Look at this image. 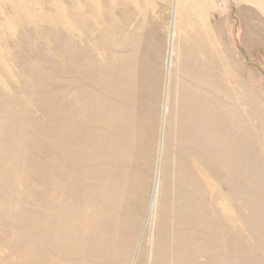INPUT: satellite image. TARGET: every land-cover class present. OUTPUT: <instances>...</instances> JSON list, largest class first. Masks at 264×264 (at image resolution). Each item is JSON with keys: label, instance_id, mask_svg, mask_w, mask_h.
Returning a JSON list of instances; mask_svg holds the SVG:
<instances>
[{"label": "rangeland", "instance_id": "374dc122", "mask_svg": "<svg viewBox=\"0 0 264 264\" xmlns=\"http://www.w3.org/2000/svg\"><path fill=\"white\" fill-rule=\"evenodd\" d=\"M194 1L195 0H151L150 8L146 13H144L143 17V19H145V21L150 25L148 26V28H145L143 30L141 29L140 31H143L142 33L137 32L139 34L141 33L142 39L144 38V43L143 45H140L139 48H136V46L129 48L125 53L127 55H125L127 64H131V66H133L134 70L136 71L134 75H139V73L141 72H143V75H148V73L150 74V76H148V82L150 81V83L147 84L145 81L144 84L147 85V88L149 90L151 89L153 91L150 92V90L148 92L143 89V96L138 97L137 94H139V89L142 88L139 80L134 81L136 84L134 85L135 94L133 95V109L131 108L129 110V113H132L131 115H134V117L131 119L127 118V120L129 121L126 122V124H128V127L130 128L131 134L133 130V134L138 131V135L137 133L134 134V137H136V139L132 137V144L130 142V144L127 145L130 148V151H128L129 148H127V154L134 155V159L131 160L130 158L125 157L121 162L122 164L124 163L125 166L128 165V167H125L120 163L121 168H123V170H121L122 177L120 176L117 179H114L116 185L118 186H116L117 188L112 187L109 191L102 192L100 196L90 197L93 200V203L100 210H102L100 212H104L106 214V218L104 219L106 221L103 220L102 222H90V218L92 219L94 217V209L90 206H81L80 209H78L80 211H78L77 214V219H79L80 221L71 222V224L69 223V227L64 230V236L66 235V232H69L71 234L70 238L71 240H73V249L68 246L69 243L67 242V240L58 238L51 233L48 234V236L46 237L47 241L45 245L49 251L47 256L50 258V260L49 258L43 260L39 259L38 255L41 245L37 233L38 226L35 225L34 227L31 223H27L22 220H14L15 216L23 217L27 216V214H24L25 212L21 209L20 206H18L20 209H17L15 207L17 203H14L13 199L15 197L14 192L17 191V183H19V185L23 184V187L25 186L24 191L29 188L28 191L34 192V194H36L37 196L38 193L43 190H46V192H48L49 189L44 187L41 180H43V178L51 179L55 166V161L53 158L55 127L52 123L53 119L51 117L50 119L48 118L50 120V124H48L41 132H36L35 130L32 131L29 129V125H27L26 127L25 123L21 121L22 116L19 112L14 111L10 108V106H7L5 104H2L4 106H1L0 104V113H2L3 115V118H0L2 119V121H4L0 125V133H3V135H0V148L2 149V156L5 158V161H0V167H5L7 164H9L6 161L10 160V166L3 171H0V194L9 195L8 197H6L5 203L3 201L4 199H2L1 203V206H3L4 209L3 211H0V264L6 262H12L14 264H41L42 262H45L46 264H264V0H206L204 1V3L202 1V3H200L199 5L201 8L198 6L199 15L204 20L205 24L207 22L206 25H209L208 28L210 27L214 29V33L217 34L219 44L215 42L217 40L214 39H209L211 42L205 40L200 55V60L204 65H202L204 68H200V71L198 68L196 69V65L193 66V64H188L187 66L179 68L180 76L175 80L173 75L175 76L176 69L178 70L177 65H179L178 58L181 49L179 48L181 46V34L186 28L183 13L188 11L192 4L195 5ZM0 4V7H2V0H0ZM137 4H139V1H137L136 5ZM195 13L198 14L196 11ZM172 14L174 15V17ZM140 17L142 18V16H136L134 18L135 24H137L139 21L141 22L142 19ZM161 18L164 20H162ZM152 19L154 21H152ZM160 21L161 23H159ZM6 22L8 23V25L11 24L10 29H12L13 31L16 30L15 26L11 22ZM190 23L193 24L192 26H194L195 18H193ZM173 26L175 28V36L173 39L175 50L173 55V68L171 70V74H173L172 76H170V73V75L167 74L166 60L168 57L167 50L169 49V40L171 36L170 32L172 31ZM4 33H6V31H0V39L2 37L1 35H3ZM33 33L34 32H31L29 29H25L22 34V36L26 35L25 37H22L21 35L20 36L22 38L18 35L15 37H10L11 39L9 38V40L5 41V44H2V46H0L1 54H5V49L10 52V60L7 62L9 64L8 66H10V68H12V70H15L16 72L22 69V72L25 74V76L32 81L30 86H24L21 88L24 94H29L33 91H36L38 89V87H36L37 81L38 84L40 83L39 85H41V87L43 86V90H53V81H50L48 85L44 86L42 81L39 80L40 78L36 74L37 68L34 71L36 62L40 64V69H42L46 75L48 73H52L54 78H56L59 73L64 72V70L58 67V60L57 58H55L54 53L60 55L64 50H66L65 47H67V45L66 42H64V39L66 38L65 33L62 32L61 34L48 35L49 39H52L51 42L47 45V47L50 48L52 52V56L48 57L43 54L46 49L44 46V42L42 40L36 39V35ZM22 39L24 43H19L20 41H22ZM57 39L60 40L57 41ZM145 40L147 44H145ZM213 41L215 42V44ZM217 44L218 51L220 53L219 56L223 57L220 58V65L225 64V66H227V69L230 72L232 71L233 75L235 76L234 78H229L228 73L226 71L224 72L222 68H217L214 64H210L209 60L215 61V51H213L212 46L215 47L217 46ZM155 45L159 46L160 48L156 49L157 47ZM150 46H152L153 49ZM19 48L20 50H18ZM157 50L159 52H156ZM221 53H223V55H221ZM225 58H227L228 61L227 59L225 60ZM222 59L224 61H222ZM140 61L142 63H140ZM139 66H141V69L139 68ZM57 71L59 73H57ZM45 77L46 76L41 79H44ZM134 78L138 79V77L136 76ZM231 79H235L237 81H233ZM155 80L160 81L161 83L158 82L159 84H157V81L155 82ZM12 82V84L17 85H19L20 83V81L17 83L16 79H13ZM10 84L11 83H8V85ZM156 85H159V87H157ZM167 85L169 87L167 104L170 102L171 103L168 104V110L165 115V102L162 101H165L164 99H166L165 95ZM62 88L66 87L63 86ZM155 88H157V91L159 90L158 94L156 93L157 91H155ZM10 91L16 93L17 87H12L10 85ZM204 92L205 94L207 93V95H205ZM100 95L101 102L103 103L104 100L112 102L115 99V101H113V105H115L116 108H118V106H120L123 102V100L118 97V94L116 96L105 94L102 90ZM155 96L159 97L157 98ZM146 97L149 98L147 99ZM221 103L223 106L225 105L223 108L222 106H220ZM109 106L111 107V105ZM203 107L204 109H202ZM227 110H229V114L227 113ZM168 111L169 113H171L169 114ZM110 112V119H112L115 116L114 108H110ZM43 114L47 115L48 113L47 111H43ZM173 115L175 116V121L170 120V125L172 126H169V119H172ZM182 117H185L187 120H183L184 118L181 119ZM29 119H32V117H30ZM14 120L17 122V124L11 123ZM131 120L132 122H130ZM208 120L210 122H208ZM185 121L186 123H184ZM187 125L190 126L189 128H199L200 132L205 135V141L207 142L205 143L207 146H209L207 151H205V154L209 153L213 155L214 152L215 154H217H214L213 156H202L204 152L202 150H196L195 145L197 143H193L194 139L189 138L192 141L190 145L194 144L192 146L193 148L190 149V152L198 159L200 165L204 163L200 167H202V169L204 170V174L206 173V175L200 173L199 170L196 169V167H193V169L189 168L192 166L191 164H188V158L185 155V152L182 151V147L185 149L184 146L187 141L184 134L185 132L183 131L184 128L187 127ZM137 129L140 130V134L139 130ZM173 130H175V132ZM166 131L168 134L166 133ZM41 134L43 137L36 143L34 147H32L31 155L28 156L29 158L20 156L21 153L26 150V142L23 143V141L20 140V137L26 136L28 139H33L37 136H40ZM168 137L169 139H167ZM189 139L188 141L190 143ZM138 141L142 142V146L144 147H134V145H137ZM20 142L21 144H19ZM140 142L138 144L141 145ZM173 142H180V144L175 143L176 146L178 145L176 148ZM16 143L19 145H17ZM132 146L136 149H131ZM225 146H228L229 149ZM138 148L141 149V151L138 150ZM142 149H145L144 152ZM229 150L231 151V153ZM132 151L134 153H132ZM168 152H170V159H167ZM228 152L230 153V155ZM182 154L186 157V160L183 158L184 156ZM170 155L173 158H171ZM224 155L227 156V159H224ZM211 157H214L215 161H213ZM142 160H144V162ZM224 160H227L228 162L224 163ZM234 160L236 161V163L234 162ZM178 161L181 162L179 163ZM216 161H218L219 163L221 161L222 163L219 164ZM230 161L233 163L231 164ZM133 162H135L136 164H133ZM176 163L179 164L177 165ZM229 163L231 166L228 165ZM217 164H219V166ZM207 165L211 166L207 167ZM124 167L126 168V170ZM129 167L130 172L128 170ZM158 167L160 170L161 178L160 184L164 183L165 180L169 182V179H171L172 183H168L169 185H171V187L169 188H167L168 186H166L168 185L167 181H165V184H163V186L167 188H164V190H166L165 193L168 192L170 195H166L167 199H165L163 202L162 212H164L159 215L160 208H157L154 214L155 217L153 218L150 214V204L153 198L154 182ZM227 167H229V169ZM213 168L217 171L215 170L214 172ZM230 168H232L234 172ZM164 169H169V171L166 170V172L164 171ZM179 171L184 172L180 173ZM205 171L209 172L210 176ZM130 173H132V175ZM178 173H180L179 177L177 175ZM183 173L185 175L184 178L182 176ZM129 174L131 177H127L129 176ZM216 174H219L220 176H216ZM192 175L196 176L193 178ZM126 177L129 179H126ZM180 177H182L181 180H185L182 181L186 182L183 183L184 185L181 184L182 182H179ZM199 177L200 179H203V182L200 181ZM123 178L126 180H124ZM130 179H132L133 182ZM134 179H136V181H134ZM162 179L164 181H162ZM194 179L196 182H192V180ZM207 179H212L213 183L215 184V192L211 193L208 189V186L206 184ZM177 180L180 183L179 184L177 182L178 185L176 184ZM224 180L227 181L230 186H228V184H226L227 182H225ZM3 181H6L8 183L6 184ZM189 181L191 182L186 185ZM128 182H131L133 185H131L130 183V186ZM197 182H199L200 184ZM202 183L205 184L202 185ZM122 184L125 185L123 186ZM175 184L177 186H175ZM190 185L194 187V189L191 187L187 188V186ZM163 186H160L161 190ZM120 187L123 188V190H125L126 192L128 191V193L122 192V189H120ZM229 187L231 189H228ZM114 188H116L117 190H114ZM130 188L134 190H131ZM177 188L181 189L177 190ZM205 188L207 189V191ZM175 190L177 191V196L182 194L181 197L176 196ZM19 191L21 193H24L23 188H19ZM184 191L185 193H187L186 197L184 196ZM109 192L111 193L109 194ZM216 192L219 193L218 203L220 202V204H225L229 210L230 215L232 214L231 216L233 222L230 225L229 229L225 228L226 223H224L220 211L219 214H217V212H215V208L212 206V200L214 199ZM204 193L208 195L206 196ZM117 194L120 195L121 198ZM134 195H137L138 197L136 196V198ZM106 196L110 197L108 198ZM126 196H128L127 199ZM174 196L175 198H177L176 200H178L176 201V203L174 202ZM115 197H117V199H120V202L125 201H121L122 198L126 200H128L130 197L131 198L128 200L129 202H124V204L122 202L121 204L119 200L117 202L116 200H110V198L115 199ZM139 197L140 200L142 198L143 202L139 200ZM168 197H172V199H168ZM187 197L188 201H185V199L187 200ZM193 198L194 200H192ZM143 199H145V201ZM112 201L113 203H111ZM114 201L116 204L114 203ZM187 202L193 207L191 205H187ZM206 202L210 204H207ZM127 203H129L133 207ZM142 203L145 205H143ZM125 204H127L128 206L126 205V207H124ZM139 204L141 205L138 206ZM170 204L172 206H170ZM206 204L207 206H204ZM21 205L25 206L24 199L21 200ZM166 205L171 207V209H169L168 207V209L171 211H166ZM121 206H123L125 210L123 207L121 208ZM186 207H189V213H187L188 209H186ZM195 207H199V212L200 210L202 211L200 212V215H198V211H196L197 209L194 211ZM81 208L87 209H83L84 211H82ZM190 208L193 209L192 212ZM108 210L110 211L108 212ZM113 210H115V212ZM204 210L208 211L204 213ZM174 211L178 215L174 213ZM195 212L197 214H193ZM29 213L31 214L32 212L29 211ZM79 213L81 217H79ZM165 213L166 215H164ZM186 213L189 215H187ZM97 214L98 213H96V215ZM204 214H208L210 216L208 217V215L206 216ZM214 214L218 218L213 216ZM167 215L168 217H166ZM175 215L177 216V218L175 217ZM201 215H204L203 218H207L203 220ZM85 216L89 218L86 220ZM107 216L108 220L111 221L109 223L107 221ZM112 216L115 217L113 218L114 222L112 219H110L112 218ZM159 216L161 217L159 218ZM194 216L196 217L194 218ZM169 217L171 218L169 219ZM185 217L187 219H185ZM116 218L117 220H115ZM163 218L165 220L168 219L171 221L169 222L168 220H166V222H163L161 221L163 220ZM158 219L161 224L158 222ZM209 219L210 221H213V224L215 221L218 226L216 225V223L214 224V226L213 224L209 225ZM196 220L200 222H197ZM103 222L104 225H102ZM153 222L154 227H152ZM118 224L121 227H118ZM124 224H126L125 227L123 226ZM165 224L167 226H165ZM158 225H160L161 227ZM195 225H197V227ZM191 226L194 227L192 228ZM178 227L180 228V230H178ZM198 227L202 228L199 229ZM215 227L218 228V231ZM165 228L169 230L166 233H164V231H167ZM187 228H189V233L187 231ZM190 228L192 229L190 230ZM211 230H214L213 232L218 233L215 234L213 232H210ZM226 232H230V234L227 235ZM131 233L132 236L130 235ZM198 234L202 235L203 237ZM209 234H211L212 236ZM159 236L163 238L160 237V239ZM206 236L207 238L210 237V240H207L205 238ZM213 236L214 238L216 237V240L213 238ZM188 237L190 238V240ZM203 238H205L206 241ZM192 239H194L193 241H196V243H193ZM211 239L214 241H212ZM163 242H165V246ZM192 243L196 246H194ZM144 244H147V246L145 247ZM228 245H230V247ZM249 245L252 246L250 247ZM142 246L145 249L147 248V252L145 249H142ZM225 246L228 248L224 249ZM141 251H144L146 253H144L146 258L144 257L143 252L141 253ZM51 252L53 253V255L51 254ZM69 252L72 253L73 257L65 256V254L68 255ZM158 252L163 253L164 258H159ZM248 252H250L251 254ZM230 253L233 255L230 256ZM141 255L143 256V258H141ZM208 255H210L209 258ZM26 257L29 258L26 259ZM93 257L95 259H93ZM113 257H115L114 260ZM196 258L198 262L194 261L196 260ZM138 259L143 261L140 262Z\"/></svg>", "mask_w": 264, "mask_h": 264}, {"label": "bare ground", "instance_id": "6f19581e", "mask_svg": "<svg viewBox=\"0 0 264 264\" xmlns=\"http://www.w3.org/2000/svg\"><path fill=\"white\" fill-rule=\"evenodd\" d=\"M137 1H139V4L136 5ZM202 1L204 3V1H206V0H195L194 1L195 5L192 4L188 11H186V12L183 11L186 28L181 34L182 35L181 36V46L179 47V45H178V47L181 49H180V55L178 58L179 59V62H178L179 65H177L178 70L176 69L175 76L173 75L175 80L180 76L179 68H181V67L187 66L188 64H190V65L193 64V66H195V65L197 66L196 69L198 68L200 70V68H202L204 66L201 63L200 55H201V50L203 49V44H204L205 40L210 41L209 39H214V40H217L215 42L218 43L217 34L214 33V29H212L210 27L208 28L209 25L208 26L206 25L207 22L205 24L204 20L199 15V9L198 8L200 7L199 5H200V3H202ZM150 4H151V0H4V1L2 0V7H0V31L1 32L6 31V33L1 35L2 37L0 39V46H2V44H5V41L9 40L10 37H15L17 35L22 36L23 31L25 29H29L31 32H34L33 34L36 35L35 36L36 39L42 40L44 42V46L46 49H45L43 54L46 57H48V56H52V52H51L50 48L47 47V45L52 40V39H49L48 35L61 34L62 32H64L66 35V38L64 39V42H66V45H67V47H65L66 50H64L60 55H57L54 53L55 58H57V60H58V67L61 68L62 70H64V72L59 73L57 71V73H59V74L57 75L56 78H54L52 73H48L46 75L43 72V70L40 69L41 68L40 64L37 62L35 63L34 71L37 68L36 74L40 78L39 80L42 81L44 86L48 85L50 83V81H53L52 82L53 90H50V91L43 90V88H42L43 86L41 87V85H39L40 83L38 84V81H37V86L36 85L35 86L38 87V89L36 91L29 93V94H24L21 88L24 86H30L32 81L25 76V74L22 72V69L18 70L16 72L15 70H12V68H10V66H8L9 64L7 62L10 60V52H8L7 49L4 50L5 54L0 53V104H1V106H4L2 104H5L7 106H10V108L13 109L14 111L19 112L22 116L21 121L25 123L26 127H27V125H29L28 126L29 129L32 131L35 130L36 132H41L42 130H44L45 127L48 124H50L49 123L50 117L53 119L52 123L55 127L54 156H53L54 161H55V166H54L53 175H52L51 179H44L43 178V180H41L44 187L49 189L48 192H46V190H43V191L39 192L38 196H37L36 194H34V192L28 191L29 188L27 186L26 187L28 189H26L24 191L25 186L23 187L22 186L23 184L19 185V183L16 182L17 183L16 184L17 191L14 192L15 197L13 199L14 203H17V205H15V207L18 209L19 208L18 206H20L21 209L24 210V212H25L24 214H27V216H23V217L15 216L14 220H16V221L22 220L24 222L31 223L34 227H35V225L38 226L37 233H38L39 241H40V245H41V247L39 249L40 250L39 255H38L39 259L43 260V259L49 258L47 256L49 251L45 245V243L47 241L46 237L48 236L49 233L57 236L58 238H62V239L67 240V242L69 243L68 246L71 249H73V240H71V238H70L71 234L69 232H66V235L64 236V234H65L64 230H66V228L69 227L68 226L69 223L71 224V222L80 221L79 219H77V214H78V211H80L78 209H80L81 206L82 207L90 206L94 209V214H93L94 217L92 219L90 218V222H97V221L102 222L106 218V214L104 212L103 213L100 212L102 210H100L93 203V200L90 197L91 196L92 197L93 196H100V194L102 192L109 191L112 187H116L117 185H116L114 179H117L120 176L122 177L121 170H123V168H121L120 163L124 160L125 157L130 158L131 160L134 159V155L127 154L128 151H130V148L127 145H129L130 142L132 144V141H133L132 137H134L135 133H137V135H138V131L133 134V132H134V130H133V132H132L133 135H132L130 132V128L128 127V124H126V122L129 121V120H127V118L131 119L134 117V115H131L132 113H129V110L131 108L133 109V100H134L133 95L135 94L134 85L136 84L134 81L139 80V83L141 84L142 89L138 88L139 94H137V96L142 97L144 90L148 91V92L151 90V89L149 90L147 88V85L144 84L145 81L147 84L150 83V81L148 82V80H149L148 76H150V74L148 73V75L147 74L143 75V72H141V73H139V75H134L136 71L134 70L133 66H131V64H127L126 59H125V55H126L125 53L131 47L136 46V48H139L140 45H143V43H144L143 39L144 38L142 39V35H141V33L143 31L141 32L140 30L148 28V26L150 25L149 23H147L145 21V19H143L144 13H146L147 10L150 8ZM180 9H181V7H180ZM195 11L198 14H196ZM192 14H194V15H192ZM174 15H175V13H174ZM174 15H173V17H174ZM136 16L137 17L142 16V18L140 17L142 19L141 22L139 21L137 24H135V19H134ZM191 18L192 19L195 18V25L194 26H192L193 24L190 23L192 20ZM162 20H164V19H162ZM6 21L11 22L15 26L16 30L13 31L12 29H10L11 24L8 25V23ZM152 21H154V20L152 19ZM159 23H161V21ZM172 23H174V22H172ZM159 29H161V28H159ZM137 32H141V33L139 34ZM12 33H14V34H12ZM170 33H171V36H170V40H169V49L167 50L168 57L166 60L167 74H169V73L171 74V70L173 68V55H174V50H175L174 49V43H173V39L175 36L174 26H173V29ZM23 36L25 37L26 35H23ZM148 39H151V38H148ZM12 40H14V39H12ZM59 40L57 39V41H59ZM19 41H17V42H19ZM24 41H26V40H24ZM151 42H153V41H151ZM215 42H214V44H215ZM19 43H24L23 39ZM25 44H28V43H25ZM59 44H62V43H59ZM145 44H147L146 40H145ZM218 44L215 47L212 46L213 51H215V61L209 60V62H210V64L211 63L214 64L217 68H222L224 70V72L226 71L229 75V78H231V77L234 78L235 76L233 75L232 71L230 72L227 69V66H225V64L220 65V58L222 56H219L220 53L218 51ZM151 45H152V43H151ZM18 47H19V45H18ZM150 47H152V46H150ZM156 47H157L156 49L160 48L159 46H156ZM152 49H153V47H152ZM18 50H20V48ZM224 50H226V49H224ZM16 51H17V49H16ZM21 51H23V50H21ZM156 52H159V51L157 50ZM221 55H223V53H221ZM226 56H228V55H226ZM226 59L227 58H225V60ZM59 61H60V64H59ZM65 61H66V63H65ZM222 61H224V60L222 59ZM227 61H228V59H227ZM19 63H21V62H19ZM140 63H142V62L140 61ZM140 67L141 66H139V68ZM27 69H28V67H27ZM138 72H139V70H138ZM144 73H147V72H144ZM136 74H138V73H136ZM172 74L170 76H172ZM44 76H46V77L44 79H41ZM135 76L138 77V79L134 78ZM13 79H16L17 83L20 81L19 85L12 84ZM212 80H214V79H212ZM231 80H233V79H231ZM156 81L157 80H155V82ZM192 81H194V80H192ZM235 81H237V80H235ZM158 82H160V81H157L156 83L159 84ZM8 83H11L10 85L12 87H17L16 93H13L10 91V85H8ZM142 85H143V87H142ZM63 86L66 88H62ZM156 86L159 87V85H156ZM102 90L104 91L105 94H110V95H114V96H116L118 94V97H120V99L123 100L121 105L118 106V108H116V106L113 105V101H115V99L112 102H110V101L108 102L107 100H104V103L101 102V99H100L101 95L100 94H101ZM232 90H234V89H232ZM155 91H157V88H155ZM155 91H154V93H155ZM158 91L156 92L157 94H158ZM150 92H153V91L151 90ZM168 93H169V87L167 85L166 95H165L166 99H164L165 101H162V102H165L164 103V114L165 115H166V112L168 110V104L171 103L170 102L167 104ZM234 93H235V91H234ZM204 94H205V92H204ZM205 95H207V93ZM146 96H148V95H146ZM155 97L158 98L159 96H155ZM176 97H177V94H176ZM109 105H111V107ZM142 105H145V104H142ZM192 105H194V104H192ZM175 106H176V104H175ZM220 106H222V108H223L225 105L223 106L221 103ZM110 108H114V110H115V116L112 119H110V116H111ZM144 109H145V107H144ZM202 109H204V107ZM225 109H226V107H225ZM118 110H119V112H118ZM43 111H47L48 114L44 115ZM227 111H225V112H227L229 114V110H227ZM116 112H118V113H116ZM215 112H216V110H215ZM168 113H169V111H168ZM1 115H2V113H0V117L3 118V115L2 116ZM4 115H6V114H4ZM175 115H177V114H175ZM21 116H19V117H21ZM226 116H227V114H226ZM30 117H32V119H29ZM1 118H0V125L2 122H4V121H2ZM174 119H175V116L173 115L172 119H169V126H172V125H170V122ZM181 119L187 120L185 117H182ZM178 120H176V121H178ZM130 122H132V120ZM208 122H210V121L208 120ZM11 123L17 124V122L15 120L12 121ZM184 123H186V121ZM189 124H190V121H189ZM230 124H231V121H230ZM130 125H132V124H130ZM214 125H216V124H214ZM169 126H168V128H169ZM189 127L190 126L187 125V127H185L183 130L185 132L184 134L186 136L185 138L187 141H186V143L181 141V142L185 143V146H184L185 149L182 147V151L185 152V155L188 158V164H191V166H192L189 168L193 169V167H196V169L199 170L200 173H202L203 175H206V173L204 174V170L202 169V167H200L204 164V163L202 164L203 161L201 162L202 165H200L198 159L190 152V149L193 148L192 147L194 145L193 143H197L195 145V149L196 150H202L204 152V154L201 153L202 156L203 155L213 156L215 154V152L213 155L209 154V153L205 154V151H207V149L209 147L206 145L207 142L205 141V135H203L200 132L199 128H196L193 126H192L193 128H189ZM180 129H182V128H180ZM137 130H139V129H137ZM173 131L175 132V130H173ZM166 133H167V131H166ZM139 134H140V130H139ZM0 135H3V133H0ZM176 135H177V133H176ZM217 136H219V135H217ZM42 137H43L42 134L40 136L33 138V139H28L26 136H21L20 140L23 141V143L26 142V150L23 151L20 156H22L24 158H29L28 156L31 155L32 147H34L36 145V143ZM176 137H178V136H176ZM134 138L136 139V137H134ZM142 138H143V136H142ZM142 138H141V140H142ZM163 138H165V137H163ZM189 138L194 139L195 142L193 141V143H192L193 145H190L192 141ZM221 138H222V136H221ZM167 139H169V137ZM177 139H179V138H177ZM188 139L190 140V143H189ZM137 140H138V138H137ZM139 142L140 141H138V143ZM138 143H137V145H134V147H136V146H139L140 148L144 147V146H142V142H140L141 145ZM175 143H177V142H173V144H175ZM19 144H21V142ZM19 144H17V145H19ZM177 144H180V142ZM175 146H176V144H175ZM177 146H176V148H177ZM134 147L132 146L131 149ZM225 147L228 148V146H225ZM127 148H129L128 151H127ZM160 148H161V146H160ZM186 148H188V149H186ZM134 149H136V148H134ZM204 149H206V150H204ZM231 149H232V147H231ZM138 150L141 151V149H139V148H138ZM142 150L144 152L145 149H142ZM231 151H230V153H231ZM132 153H134V152L132 151ZM230 153H229V155H230ZM169 154H170V152H168L167 159L169 158ZM215 155H217V154H215ZM135 156H136V153H135ZM137 156H139V155H137ZM144 156H145V154H144ZM175 156H176V154H175ZM224 156H225L224 159H227V156L226 155H224ZM141 157H142V155H141ZM163 157H164V155H163ZM171 158H173V157L171 156ZM183 158L185 159L186 157L184 156ZM211 158L213 159V161H215L214 157H211ZM180 160H181V158H180ZM0 161H5V158L2 156V149L1 148H0ZM142 161L144 162V160H142ZM218 161H216V162H218ZM6 162L9 164H7L5 167L1 166L0 171H3L4 169H6L10 166V160H7ZM130 162H132V161H130ZM135 162H133V164ZM225 162H228V161L224 160V163ZM234 162L236 163L235 160H234ZM3 163H5V162H3ZM179 163H176V164L178 165ZM208 163H209V161H208ZM221 163L222 162L220 161L219 164H221ZM232 163L233 162H231V164ZM164 164H165V162H164ZM219 164H217V165L219 166ZM122 165H124V163ZM166 165H165V168H166ZM228 165H230V163ZM210 166L207 165V167H210ZM125 167H128V165ZM229 167H227V168L229 169ZM129 169H130V167L128 168V170ZM184 169H185V167H184ZM230 169H232V168H230ZM125 170H126V168H125ZM166 170L169 171V169H166ZM166 170L164 169V171H166ZM213 170H214V168H213ZM215 170H214V172H215ZM218 171H220V170H218ZM232 171H233V169H232ZM122 172H124V171H122ZM129 172H130V170H129ZM182 172H184V171H182ZM182 172H180V173H182ZM205 172H207V171H205ZM222 172H224V171H222ZM133 173H134V171H133ZM176 173H177V170H176ZM180 173L177 174L178 177H179ZM207 173L209 175V172H207ZM130 174L132 175V173H130ZM130 174L127 177H131ZM217 175L220 176L219 174H216V176ZM182 176L184 178V176H185L184 173ZM195 176L192 175L193 178ZM127 177H126V179H129ZM135 177H136V175H135ZM188 177H190V176H188ZM200 177H199V179H200ZM169 178H171V177H169ZM174 178H176V177H174ZM181 178L182 177L179 178V182H182L184 180V179L181 180ZM220 178H222V177H220ZM126 179H124V180H126ZM160 179H161L160 178V170L158 167L156 177H155V182H154L153 198H152V201L150 204V214L152 215L153 218L155 217L154 214H155L157 208H160L159 209L160 210L159 215L164 212V211L162 212L163 202L165 199H167L166 197L168 195H170L168 192H167L168 194L165 193L166 190H164V188H166V187L163 186V184H165V181H167V180L164 181L162 179V181H164V183L160 184ZM190 179H192V178H190ZM195 179L192 180V182L195 181ZM224 179H226V178H224ZM130 180L133 182L132 179H130ZM169 180H170L169 182H171V179H169ZM134 181H136V179H134ZM140 181H141V179H140ZM200 181L203 182V179L201 178ZM228 181H230V180H228ZM3 182H5L6 184L8 183L6 181H3ZM124 182H127V181H124ZM169 182L167 181V184ZM177 182H178V180L176 181V184H177ZM190 182L191 181L187 182L186 185H188V183H190ZM225 182H227V181H225ZM128 183L130 185L131 182H128ZM183 183H186V182H182L181 184H183ZM197 183H199V182H197ZM176 184H175V186L178 185V184L177 185ZM203 184H205V183H202V185ZM206 184H207L208 189L210 190L211 193L215 192L214 191V185L215 184L213 183L212 179L211 180L207 179ZM226 184H228V182ZM131 185H133V184L131 183ZM160 186H163L162 190H161ZM166 186H168L167 188L171 187V185H169V184ZM228 186H230V184H228ZM189 187L194 189V187H192L191 185L187 186V188H189ZM19 188L20 189L23 188L24 193H21L19 191ZM116 188H114V190ZM132 188H130V189L134 190ZM182 188H184V187H182ZM120 189H122L121 190L122 192L128 193V191L126 192L125 190H123V188L120 187ZM127 189H129V188H127ZM179 189H181V188H179ZM179 189L177 188V190H179ZM228 189H231V188L229 187ZM185 191H184L185 195L184 194L183 195L186 197L187 193H185ZM206 191H207V189H206ZM110 193L111 192H109V194ZM181 193H182V191H181ZM226 193H228V192H226ZM130 194H131V191H130ZM111 195H113V194H111ZM124 195H123V197H124ZM181 195L182 194H180L178 196L181 197ZM8 196L9 195H6V194H4V195L0 194V211H3V209H4L3 206H1L2 199H4L3 201L5 203L6 197H8ZM118 196L120 197V195H118ZM128 196H126V199ZM131 196H133V195H131ZM176 196H177V191H176ZM106 197H108V196H106ZM218 197H219V193L216 192L215 197L212 200V206L215 208V210H216L215 212H217V214H219V211H220V213L222 215V219H223L224 223H226L225 228L229 229L230 225L233 222V219L231 216L232 214L230 215L229 210L225 204H220V202L218 203ZM113 198H114V196H113ZM113 198L112 199L110 198V200H116V202L119 200V202H120V199H117V197H115V199H113ZM169 198L172 199V197H168V199ZM22 199L25 200V206L21 205ZM126 199L122 198L121 201L125 200L124 202H129L128 201L129 199L128 200H126ZM174 199H175L174 202L176 203V201H178V200H176L177 198H175V196H174ZM197 199H196V201H197ZM139 200H140V197H139ZM139 200H137V201H139ZM143 200L145 201V199H143ZM192 200H194V198ZM140 201H142V198ZM185 201H188V197H187V200L185 199ZM122 202H120V203L122 204ZM124 202H123V204H124ZM111 203H113V201ZM114 203H115V201H114ZM206 203L210 204L208 202H206ZM127 204H129V203H127ZM127 204H125L124 207H126ZM132 204H133V200H132ZM207 204L204 206H207ZM140 205L141 204H139L138 206H140ZM143 205H145V204H143ZM187 205H191V204H188V202H187ZM130 206H132V205H130ZM170 206H172V205L170 204ZM122 207L123 206H121V208ZM132 207H130V208H132ZM166 207H167L166 211H171V210H169V209H171V207H169L168 205H166ZM168 207H169V209H168ZM189 207H186V209H188ZM219 207H220V209H219ZM198 208L195 207L194 211L196 209H197L196 211H198ZM83 209H87V208H83ZM83 209L81 208L82 211H84ZM190 209L192 212L193 209L192 208H190ZM124 210H125V208H124ZM164 210H165V208H164ZM212 210H214V209H212ZM212 210H211V214H212ZM29 211H31L32 213L30 214ZM109 211L110 210H108V212ZM113 211L115 212V210H113ZM187 211H188L187 213H189L190 210L188 209ZM206 211H208V210H206ZM206 211L204 210L203 212L205 213ZM191 212H190V214H191ZM200 212H202V211L200 210ZM200 212L199 211L197 212L198 215L201 214ZM86 213H88V212H86ZM96 213H98V214L96 215ZM174 213H176V212L174 211ZM197 213L195 212L193 214H197ZM81 214H82V212H81ZM208 214H204V215L207 216ZM215 214L213 216L216 217ZM79 215H80V213H79ZM132 215H133V213H132ZM164 215H166V213ZM187 215H189V214H187ZM118 216H119V214H118ZM203 216L201 215L202 218H203ZM209 216L210 215H208V217ZM79 217H81V215ZM160 217L161 216H159V218ZM166 217H168V215ZM175 217L177 218L176 215H175ZM186 217H185V219H187ZM195 217L196 216H194V218ZM88 218L86 217V220ZM113 218H115V217L112 216V218H110V219L113 220ZM164 218H165V216H164ZM164 218L161 221L166 222V220H168V219L165 220ZM170 218L171 217H169V219ZM198 218H199V216H198ZM198 218H196V219H198ZM206 218L204 217L203 220ZM216 218H218V217H216ZM86 220H84V221H86ZM115 220H117V218ZM104 221H106V220H104ZM107 221H108V223L111 222L108 220V216H107ZM168 221L170 222L171 220H168ZM168 221H167V223H168ZM196 221L200 222L198 220H196ZM201 221H202V219H201ZM209 221H210V219H209ZM90 222H89V224H90ZM113 222H114V220H113ZM158 222H159V219H158ZM177 222H178V220H177ZM179 222H180V220H179ZM210 222H209V225L213 224L212 223L213 221H210ZM119 223H120V221H119ZM193 223H196V222H193ZM215 223L216 222L214 221V224ZM214 224H213V226H214ZM102 225H104V222ZM125 225L126 224H124L123 226L125 227ZM216 225L218 226L217 223H216ZM158 226H160V225H158ZM165 226H167V225L165 224ZM177 226H179V225H177ZM195 226L197 227V225H195ZM198 226H199V224H198ZM118 227H121V226L118 224ZM152 227H154V222L152 224ZM181 227H183V226H181ZM184 228H186V227H184ZM192 228H190V230ZM198 228H197V231H198ZM201 228H199V229H201ZM124 229H126V228H124ZM217 229L218 228H216V230ZM178 230H180V228ZM188 230H189V228H187V231ZM168 231L169 230L164 231V233H166ZM213 231L214 230H211L210 232H213ZM207 232H209V231H207ZM188 233H189V231H188ZM213 233H215V232H213ZM216 233H218V232H216ZM126 234H128V233H126ZM200 234H198V235H200ZM221 234H223V233H221ZM228 234H230V232H228L227 235ZM130 235L132 236V233ZM205 235H207V234H205ZM209 235H211V234H209ZM200 236H202V235H200ZM160 237L161 236H159V238ZM177 237H178V235H177ZM161 238H163V237H161ZM205 238L208 240L210 237L207 238V236H206ZM205 238H203V239L205 240ZM213 238H214V236H213ZM228 238H229V236H228ZM251 238H252V236H251ZM168 239H169V236H168ZM214 239L216 240V237ZM189 240H190V238H189ZM193 240L194 239H192V241ZM162 241H163V239H162ZM183 241H184V239H183ZM212 241H214V240H212ZM151 242H152V240H151ZM165 242H163L164 246H165ZM193 243H196V241L195 242L193 241ZM166 244H169V243H166ZM144 245H145V247L147 246V244H144ZM259 245H257V246H259ZM194 246H196V245H194ZM228 246L230 247V245H228ZM125 247H127V246H125ZM227 248L228 247H226V246L224 247V249H227ZM142 249H145V248L142 246ZM251 249H253V248H251ZM145 250L147 252V248ZM196 250H197V247H196ZM142 252L144 255L145 252L141 251V253ZM225 252H226V250H225ZM256 252H258V251H256ZM158 253H159V258H164L163 253H160V252H158ZM248 253H250V252H248ZM51 254L53 255L52 252H51ZM149 254H150V252H149ZM169 254H168V256H169ZM232 255L233 254H231L230 256H232ZM65 256L66 257H68V256L73 257L71 252H69L68 255L65 254ZM203 256H204V254H203ZM209 256L210 255H208V258H209ZM144 257H145V255H144ZM27 258H29V257H26V259ZM114 258L115 257H113V260H114ZM141 258H143V256ZM193 258H195V257H193ZM227 258H228V256H227ZM93 259H95V258L93 257ZM49 260H50V258H49ZM111 260H109V261H111ZM212 260H213V258H212ZM139 261L142 262L143 260L142 261L139 260ZM194 261H197V258ZM3 264H14V263L6 262ZM41 264H46V263L42 262ZM141 264H143V263H141Z\"/></svg>", "mask_w": 264, "mask_h": 264}]
</instances>
